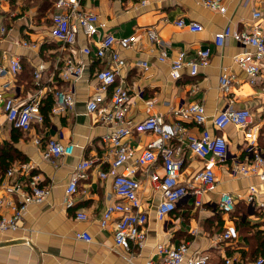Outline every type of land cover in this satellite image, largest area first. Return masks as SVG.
Wrapping results in <instances>:
<instances>
[{
    "label": "crops",
    "instance_id": "obj_1",
    "mask_svg": "<svg viewBox=\"0 0 264 264\" xmlns=\"http://www.w3.org/2000/svg\"><path fill=\"white\" fill-rule=\"evenodd\" d=\"M55 1L4 0L0 6V25L11 29L9 35L0 38V53L7 51L19 55L23 65V70L16 77L0 79V85L8 83L4 88L6 96L20 100L30 97L36 90L34 67L44 63L50 71L59 55H69L84 67L83 76L73 87L75 106L60 115H49L47 123L35 126L29 133L16 130L6 120L0 104V145L12 143L20 154L12 166L19 162L32 163L33 171L40 175L41 186L50 189L44 203L31 204L26 208L21 229L0 232V264H161L156 246H177L180 243L189 245L191 255H208V264H225L226 259H231L233 264H256V260L251 259L254 250L251 241L244 243L243 236L236 241L222 239L226 227L237 220L259 223L264 229V209L243 198L249 186L255 184L260 189L259 200L264 201V184L256 177H240L232 173V163L245 158L247 145L244 129L233 124L220 132L227 138L229 154L216 169V189L205 193L201 206H195L193 200L187 197L180 200L163 220L157 218L156 207L161 201V193L155 188L150 173L162 175L159 161L150 172L145 167H138L136 173L142 185V208L149 216L145 227L146 246L134 252L126 251L115 244L113 222L106 228L101 227L100 219L106 206L121 200L114 193L113 175L106 179L99 176L103 169L110 172L112 154L103 143L109 128L98 122L96 115L88 114L85 104L89 88L96 85V72L109 66V62L108 58L86 56L80 49L94 46L93 42L106 33L117 37L136 33L139 40L135 47L116 48L127 61L117 82H123L131 93L127 115L131 123L155 114L172 121L174 108L199 102L205 105L207 122L204 127L187 124V133L199 135L203 128L217 133L213 119L220 111L230 107L247 108L253 113L255 122L261 125L259 143L264 152V62L257 83L251 84L245 71L235 63V58L254 52V48L232 38L222 47L214 44L215 34L227 25L247 31L259 22L264 32V0H225V13L205 7L202 0H159L147 6H140L139 0H81L82 8L98 14L106 26L99 36L91 38L81 34L74 47L66 49L51 37L49 31L57 11ZM257 10L262 13L258 20L253 18V12ZM181 19L197 21L204 29L191 31L180 27L178 21ZM147 28L155 29L164 43L169 55L166 61L159 60L163 46L146 37L144 31ZM16 39L31 41L34 47H17ZM205 48L211 51L208 66L201 68L195 76L190 74L188 67L181 71L180 78L171 76V64L179 52H185L187 61L194 59L199 49ZM141 62H147L148 66H140ZM225 69L239 80L229 94H223L219 86L220 75ZM57 86L59 91L69 92L68 83L58 82ZM48 95L55 100L53 94ZM34 135L43 138L41 145L33 142ZM14 136L16 140L13 141ZM50 137L72 143L75 146L73 154L53 161L44 159L45 140ZM152 140L154 136L149 133H136L125 139L135 155L118 172L133 166L138 155ZM170 144L175 157L182 161V182L189 183L202 168L203 161L178 139H173ZM95 156L101 163L87 171L86 178L81 179L72 197L74 205L66 207V187L75 166L82 159ZM14 178H20V174L17 173ZM224 192L236 198V208L231 214L219 208ZM13 198L19 204V197L14 195ZM5 212L9 214L11 210L8 208ZM77 212H85L88 219L77 220ZM81 232H88L92 241L78 238Z\"/></svg>",
    "mask_w": 264,
    "mask_h": 264
},
{
    "label": "built area",
    "instance_id": "obj_2",
    "mask_svg": "<svg viewBox=\"0 0 264 264\" xmlns=\"http://www.w3.org/2000/svg\"><path fill=\"white\" fill-rule=\"evenodd\" d=\"M3 1L0 0V6ZM155 1L159 0H139V5L147 6ZM202 2L211 10L226 12L225 0H202ZM55 7L57 11L52 17L49 31L51 37L61 44L63 49L74 47L81 34L91 38L99 36L101 29L106 26L101 22L98 14L82 8L81 0H56ZM261 17V11L253 12L254 19L258 20ZM178 25L191 31L204 29L194 20L181 19ZM10 31L9 26L0 25V38L9 35ZM144 32L151 42L163 46L159 60L166 61L169 55L157 31L147 28ZM230 38L254 48L252 53L238 55L235 63L245 71L249 82L256 84L264 62V32L261 25L257 22L247 31H239L227 25L215 34L214 44L222 47ZM138 40L136 33L126 37L106 33L93 42L94 46L87 45L80 49L86 56L108 58L109 62V66L96 72V85L89 88L85 104L87 113L96 115V120L109 128V132L103 137V143L112 154L110 172L103 169L99 176L106 179L109 175H113L114 193L121 200L106 206L100 219V225L106 228L113 222L115 244L126 251L133 252L136 249H143L147 244L145 227L149 218L142 208V185L136 177L138 167H145L150 172L152 167L159 161L161 162L162 175L150 173L155 188L161 193V201L156 207L158 219L163 220L175 209L180 200L187 197L193 200L195 206H201L205 193L216 189L218 184L216 169L226 161L229 154L227 138L220 132L233 124L244 129L247 141L245 158L232 163L233 175L256 177L260 183L264 184V152L259 143L261 125L255 122L253 113L247 108L230 107L220 111L213 119L217 133H211L203 128L199 135L186 131V125L189 123L204 127L207 122L205 105L199 102L174 108L171 113L172 121H166L161 114L150 115L137 123H131L127 119L131 93L123 82H117V77L126 67L127 61L116 48L131 49L136 46ZM15 45L21 48L34 47V44L26 39H16ZM210 58L209 48L199 49L196 57L187 61H185V52L181 51L172 61L171 76L174 79L180 78L181 71L185 67H188L190 74L195 76L201 68L209 65ZM139 65L147 67L148 63L141 62ZM22 70L23 65L19 55L7 51L0 53V79L8 76L16 77ZM48 70L49 67L44 63H39L34 67L33 79L36 90L26 100L6 96L4 88L8 83L0 85L2 112L6 120L21 132L29 133L34 130L35 126L45 124L41 106L48 94H53L55 97L49 115H60L75 106L73 87L83 76V65L69 55H59L54 67ZM58 82L68 83L69 92L59 91ZM238 82V78L230 70L225 69L219 78L220 90L223 94H229ZM136 133L152 134L154 140L138 155L133 166L118 172V169L135 155L132 148L125 143V139ZM173 139H178L203 161L202 168L189 183L182 182L183 165L182 161L175 157L174 148L170 144ZM42 141L44 140L41 136L34 135L35 144L41 145ZM45 141L43 156L46 160L53 161L62 156H71L74 152L75 146L72 143H63L52 137ZM99 163H101L99 157L95 156L84 158L75 166L66 187V207L70 208L74 205L72 197L77 192L81 179L86 178L87 171L98 166ZM33 169L32 163L19 162L9 168L5 177L0 180V232H15L21 229L26 208L31 204H42L49 197L50 189L41 186L40 175L36 174ZM17 173L20 174L18 179L14 178ZM14 195L19 197V204L13 198ZM259 196L260 189L254 184L249 186L243 198L248 203L258 204L261 209H264V201L259 200ZM8 208L11 210L9 214L5 212ZM219 208L222 212L231 214L236 208V198L228 192L222 193ZM76 218L85 221L88 219V214L77 212ZM77 237L87 242L92 241V236L88 232H81ZM238 238L236 225L231 222L222 233V239L236 241ZM156 252L161 256V264H208L209 261L208 255H191L187 243H180L177 246L158 244ZM225 264H233V262L231 259H226ZM256 264H264L263 259H258Z\"/></svg>",
    "mask_w": 264,
    "mask_h": 264
},
{
    "label": "trees",
    "instance_id": "obj_3",
    "mask_svg": "<svg viewBox=\"0 0 264 264\" xmlns=\"http://www.w3.org/2000/svg\"><path fill=\"white\" fill-rule=\"evenodd\" d=\"M53 105L54 101L52 95H48L44 98L41 106V112L45 116V123L49 121V112L52 109ZM14 140H16L15 136L13 138V141ZM19 156L20 154L16 152L12 143L0 145V180H2L7 170L12 166L14 161L19 158ZM235 225L239 236H243V242H252L254 250L251 253V259L253 261H257L258 259L262 258L264 261V229L260 228L259 223H251L248 220H245L243 222L237 220L235 222ZM251 231H253L252 234H250ZM245 255L246 254L243 253L244 257Z\"/></svg>",
    "mask_w": 264,
    "mask_h": 264
}]
</instances>
